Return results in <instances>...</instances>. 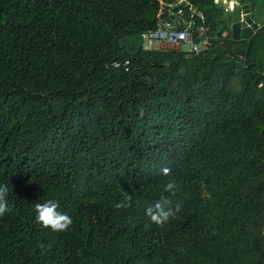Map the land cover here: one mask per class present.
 Instances as JSON below:
<instances>
[{"label": "trees", "instance_id": "1", "mask_svg": "<svg viewBox=\"0 0 264 264\" xmlns=\"http://www.w3.org/2000/svg\"><path fill=\"white\" fill-rule=\"evenodd\" d=\"M187 1L201 53L144 47L179 0H0V264H264V24Z\"/></svg>", "mask_w": 264, "mask_h": 264}, {"label": "built area", "instance_id": "2", "mask_svg": "<svg viewBox=\"0 0 264 264\" xmlns=\"http://www.w3.org/2000/svg\"><path fill=\"white\" fill-rule=\"evenodd\" d=\"M176 10V17L182 21V27L164 26L166 21L161 20L160 26L156 29H150L142 33V41L145 48L160 49H183L184 44H188V50L192 53H201L207 50L213 41L218 37L210 31V27L205 22L204 12L197 6L192 5L187 0ZM218 2V0H215ZM226 3L225 0H222ZM226 31L220 33L221 37L226 36ZM184 50V49H183ZM127 61L124 63V66ZM121 65L117 62L113 64L114 68Z\"/></svg>", "mask_w": 264, "mask_h": 264}, {"label": "clouds", "instance_id": "3", "mask_svg": "<svg viewBox=\"0 0 264 264\" xmlns=\"http://www.w3.org/2000/svg\"><path fill=\"white\" fill-rule=\"evenodd\" d=\"M164 171L167 172V169H164ZM173 186L171 182L165 185L167 189H172ZM8 191L7 185L0 184V215H3L9 210L7 203ZM33 211L35 220L42 223L43 226L50 228L52 231H64L72 223L71 216L67 212L58 210L57 203L51 199L42 203H35L33 205ZM148 214L150 215L151 221L161 224L167 221L170 212L158 205L155 211L149 209Z\"/></svg>", "mask_w": 264, "mask_h": 264}, {"label": "water", "instance_id": "4", "mask_svg": "<svg viewBox=\"0 0 264 264\" xmlns=\"http://www.w3.org/2000/svg\"><path fill=\"white\" fill-rule=\"evenodd\" d=\"M231 11L229 30L232 39L249 38L254 33V24L264 23V0L244 3L236 1ZM188 46L184 44L183 49L188 50Z\"/></svg>", "mask_w": 264, "mask_h": 264}, {"label": "crops", "instance_id": "5", "mask_svg": "<svg viewBox=\"0 0 264 264\" xmlns=\"http://www.w3.org/2000/svg\"><path fill=\"white\" fill-rule=\"evenodd\" d=\"M226 1V3H223V1L222 0H218V2H219V4L221 3V4H223L226 8H228V9H231V7H233L234 6V3L236 2V0H225ZM238 2V1H237ZM263 21H264V14H263ZM262 24H264V23H262ZM257 25H259V26H261V24H258L257 23ZM230 31V30H229ZM226 33H227V31H226ZM228 34V33H227ZM227 34H226V36H227ZM231 36V35H230ZM242 39V38H241ZM244 39H246V38H244Z\"/></svg>", "mask_w": 264, "mask_h": 264}, {"label": "rangeland", "instance_id": "6", "mask_svg": "<svg viewBox=\"0 0 264 264\" xmlns=\"http://www.w3.org/2000/svg\"><path fill=\"white\" fill-rule=\"evenodd\" d=\"M225 7V6H224Z\"/></svg>", "mask_w": 264, "mask_h": 264}]
</instances>
